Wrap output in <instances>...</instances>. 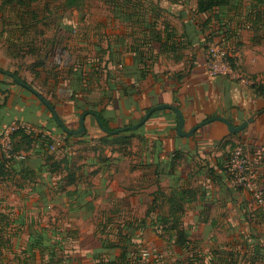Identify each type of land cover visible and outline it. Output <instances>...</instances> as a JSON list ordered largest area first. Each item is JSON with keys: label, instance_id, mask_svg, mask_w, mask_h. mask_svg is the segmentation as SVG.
Wrapping results in <instances>:
<instances>
[{"label": "crops", "instance_id": "1", "mask_svg": "<svg viewBox=\"0 0 264 264\" xmlns=\"http://www.w3.org/2000/svg\"><path fill=\"white\" fill-rule=\"evenodd\" d=\"M122 1L132 11L122 13L119 9L117 15L131 18L140 13L136 0ZM169 1L179 4L182 0ZM157 5L161 4L156 1ZM196 8L194 0L193 11L200 15ZM154 11L157 13H149L150 22L157 23L154 29L164 42L167 34L172 35L167 44L174 49L163 51L145 27L143 47L135 37L114 47L107 43L103 67L99 71V64H92L94 75L87 78L86 91L58 84L52 100L31 86L72 131L80 128V117L88 111L82 136L66 139L39 98L0 73L4 83L0 85V132L16 124L52 140L49 146L43 138L35 140L29 150L18 153L24 159H14L0 177L22 179L23 185L16 190L25 200L28 195L30 201L36 200L32 205L36 217L34 214L26 224L27 242L18 258L23 259L33 241L39 240L40 246L35 245L33 252L37 263L46 264H106L121 252L115 245H135L159 256L171 246L181 253L176 257H186L185 264L194 255L208 261L215 252L224 257L230 253L244 256L248 262L243 264L264 263V205L254 201L249 188L235 187L225 171L232 142L240 141L250 160V185L264 190V113L243 130L244 136L241 132L231 134L226 125L213 122L191 137H182L177 134V116L171 110H160L130 131V144L139 142L142 146L132 154L130 148L125 151L119 145L100 142L109 133L99 127L93 113L101 112L109 126L118 130L137 124L154 106L169 104L182 111L184 132H188L214 116L238 126L264 110V95L256 89L264 86V76L257 77L254 84L233 82L224 75L211 77L204 68L202 33L190 35L183 12L175 15L174 21H161L158 10ZM209 14L214 15L212 25L215 20L218 23L211 26L214 35H226L233 44L246 31L249 45L262 46L264 0H230L229 5ZM141 62L147 63L144 79ZM59 138L63 144L52 149ZM48 156L52 160L48 161ZM47 184L55 194L53 199ZM170 202L184 210L181 221L191 242L186 251L175 244L174 233L159 236L155 227L162 218L171 223ZM22 219L19 216L15 221L20 227L25 226ZM8 253L15 256L12 244ZM53 253L55 261L49 263ZM18 258L6 262L14 264Z\"/></svg>", "mask_w": 264, "mask_h": 264}, {"label": "rangeland", "instance_id": "2", "mask_svg": "<svg viewBox=\"0 0 264 264\" xmlns=\"http://www.w3.org/2000/svg\"><path fill=\"white\" fill-rule=\"evenodd\" d=\"M136 1L140 13L129 18L123 14L117 15L119 9L123 10L122 13L126 10L129 13L132 11L128 5L122 4V0H76L72 7L66 4V0H0L1 69L11 73L18 72L21 79L52 100L57 96L55 87L58 84H66L70 89L78 87L86 91V88L88 89L86 80L94 75L92 64H99V71L103 67L101 63L105 57L107 43L109 47H114L129 40L130 37H135L143 47L145 39L142 31L150 22L149 13L153 10L156 14L154 10H158L162 16L161 21L165 19L174 21L175 15L183 12L188 17L187 26L190 35L196 37L198 33H202L204 68L211 77L214 75L209 64L213 63L217 65L218 72L229 73V79L233 82L248 81L254 84L257 77L264 76V41L262 46L249 45L247 42L250 37L246 31L242 32L233 44H230L231 40L226 35H214L210 32L211 26L218 24L216 20L215 24L211 23L214 15L195 14L194 0H182L179 4H172L169 0ZM156 1L161 7L156 6ZM38 62H43L44 65L37 66ZM70 68H74V76L69 74ZM49 80L51 85L46 84ZM55 80H58V84H55ZM242 132L244 136L246 133ZM232 143L234 149L229 154L230 160L237 148L244 150L240 141L236 140ZM141 147L139 142H134L120 146L119 149L127 151L130 148L129 152L132 154L135 149ZM144 170L145 167L142 168V171ZM24 181L26 183V180ZM29 181L33 182V180ZM22 183L23 180L17 177L0 179V212L14 220L10 227L12 232L19 236L11 239L15 238L11 241L15 256L6 251L5 261L23 256L27 242L26 224L34 214L36 217V211L32 206L36 200L30 201L29 195L25 200L23 193L16 190L19 189L18 185H23ZM45 186L48 188L49 197L53 199L55 194L51 192L48 184ZM19 216L25 220L24 227L15 223ZM139 253L138 264H185L186 257L182 259L176 257L181 253L179 251L177 253L171 246L160 256L156 251L142 248L139 249ZM143 254L147 256L141 260ZM237 261L241 264L248 262L244 256L239 257Z\"/></svg>", "mask_w": 264, "mask_h": 264}, {"label": "trees", "instance_id": "3", "mask_svg": "<svg viewBox=\"0 0 264 264\" xmlns=\"http://www.w3.org/2000/svg\"><path fill=\"white\" fill-rule=\"evenodd\" d=\"M33 1V0H30ZM174 2H177L179 0H173ZM230 0H197V13L203 16H207L209 13H211L213 10L229 5ZM76 3V0H66V4L70 7L74 6ZM156 22H148L146 26V30L149 31L151 38L153 41L160 43L162 50L167 49H174L173 46H169L167 43L171 40L172 35L167 34L165 36V42L159 32H156L154 27L156 26ZM167 28V27H166ZM155 30V31H154ZM146 37V36H145ZM142 57H144V54L142 53ZM143 68L141 69V78L144 79L146 77V69H147V63L141 62ZM44 65L43 62H38L37 66ZM0 70H2L0 68ZM1 73V72H0ZM97 73V72H96ZM14 77H10L12 80V84H16L15 79H18L20 82H22L25 85H28V83L21 79L18 72H12ZM69 74H74V68L69 69ZM38 76H41V74H37ZM75 75V74H74ZM73 75V76H74ZM56 79V77H55ZM47 84V83H46ZM55 84H58V80H55ZM0 85H4V83L0 82ZM31 87V85H28ZM257 92L260 95H264V86L259 85L256 86ZM1 89V88H0ZM2 91V89H1ZM77 94L74 97V100H76ZM88 111H85L87 113ZM89 113V112H88ZM100 121L102 122V125L104 128H106L110 132H114L117 129H112L109 126L108 121L103 117L101 112L97 113ZM63 132V131H62ZM64 133V132H63ZM130 131L121 132V133H109L106 137L101 138L100 142L104 145H119V146H126L130 144V139L132 138V135L129 134ZM84 134L81 133L78 136H82ZM64 136L66 139L72 138V136L67 135L64 133ZM43 138V141L46 142L49 145H51L52 140L50 139L49 135H44V133H40L39 135H36L34 131H28L25 129H19L17 132H15L12 136V146H13V154H18L19 152L29 150L31 148V144L39 139ZM234 149V147L232 148ZM48 161L52 160V157H47ZM14 160V158H10L9 160H0V177L5 175L6 167L9 163H11ZM230 162V157L227 159V164L225 167V171L228 173V166ZM55 165H53L54 167ZM229 179V176H228ZM230 180V179H229ZM180 194L174 195V199H177ZM184 196V195H183ZM171 203V210H170V217H172L171 223L167 222V219L162 218L161 222L156 225V229L158 231V235L162 236V233H166L172 236V233L175 234V244L181 248L183 251L188 250L191 242L189 240L188 232L185 230L183 223L181 221V216L184 214V210L179 205H175L173 202ZM150 210L147 212L146 217L149 216ZM12 224L11 220L9 219L6 214L0 213V264H10L5 261L4 253L6 251H9L11 249V239L12 237L17 236L16 233H13L11 230L10 225ZM35 245L40 246L39 240H34L33 243L30 245L31 248L27 249L26 256L21 259L18 258V260L14 264H46L43 261L40 263H37L35 252H33V249ZM117 249H120V254L114 261H109L106 264H138L140 255L138 248L136 246H125V245H115ZM239 258V254L237 257H235L234 254L230 253L227 254L225 257L221 255L220 253L215 252L214 256H212L208 261L201 260L197 255L189 258L188 263L189 264H241L237 260ZM55 261V254L53 253L51 256V259L49 263H53ZM247 264V263H245Z\"/></svg>", "mask_w": 264, "mask_h": 264}, {"label": "water", "instance_id": "4", "mask_svg": "<svg viewBox=\"0 0 264 264\" xmlns=\"http://www.w3.org/2000/svg\"><path fill=\"white\" fill-rule=\"evenodd\" d=\"M1 73H3L4 75H7L9 77H14V75L11 72H7V71H3L0 70ZM16 83L19 84L20 86L25 87L26 89H28L30 92H32L35 96H37L39 98V100L46 106V108H48V110L52 113L56 123L63 129V131L68 134V135H77V134H81L84 132L85 129V113L84 115H82L80 117V128L76 131H72L70 129H68L60 120L55 108L50 104V102L44 98L38 91H36L35 89H33L32 87L23 84L22 82H20L18 79H15ZM160 110H171L178 118V127H177V134L179 136L182 137H191L197 130H199L200 128L204 127L205 125H208L210 123L213 122H221L224 125L227 126L228 131L231 134H238L240 132H242L244 129H246L250 124L254 123L257 118L262 115L264 113V110H261L259 112H257L256 114L248 117L245 121H243L240 125L235 126L233 125L228 119L224 118V117H219V116H214L211 118H208L202 122H200L199 124H197L196 126H194L190 131L188 132H184V126H185V118L183 116L182 111L176 107V106H172L169 104H162V105H157L154 106L153 108H151L145 115L144 117L135 125L132 126H128L125 128H121L118 129L114 132H110L108 131L106 128L103 127L102 122L100 121V118L98 116L97 113H93V115L96 117V120L98 122L99 127L107 133H120V132H124V131H135L138 128H140L141 126H143L147 120L149 119V117L156 111H160Z\"/></svg>", "mask_w": 264, "mask_h": 264}, {"label": "built area", "instance_id": "5", "mask_svg": "<svg viewBox=\"0 0 264 264\" xmlns=\"http://www.w3.org/2000/svg\"><path fill=\"white\" fill-rule=\"evenodd\" d=\"M212 50V49H210ZM213 51V50H212ZM211 70H213V75H224L228 76L229 73L223 74L222 72H218L216 64H209ZM21 127L19 125L13 124L0 132V160H9L10 158L23 160L24 156L20 154H13V146H12V136L15 132H17ZM64 140L59 138L54 144L55 149L56 146L62 145ZM249 170H250V160L245 154L243 148H237L231 157L228 166V176L230 182L235 187H246L249 188L252 192V196L254 201L258 205H264V190L254 187L250 185L249 182ZM147 254L141 255V260L145 259ZM140 260V261H141ZM141 263V262H140Z\"/></svg>", "mask_w": 264, "mask_h": 264}]
</instances>
